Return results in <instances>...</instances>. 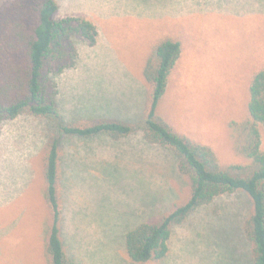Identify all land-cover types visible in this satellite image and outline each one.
Instances as JSON below:
<instances>
[{
    "label": "rangeland",
    "instance_id": "1",
    "mask_svg": "<svg viewBox=\"0 0 264 264\" xmlns=\"http://www.w3.org/2000/svg\"><path fill=\"white\" fill-rule=\"evenodd\" d=\"M13 1L0 0V11ZM60 1L83 4L74 16L89 19L98 31L95 45L76 40V64L53 77L65 124L139 123L149 91L143 77L146 60L156 45L173 39L181 44V55L168 77L159 116L178 134L212 148L222 166L249 162L235 148L231 125L249 118V89L264 69V0ZM105 2L134 3L138 9L132 10V20L107 21L103 6H87ZM260 131L264 151V128ZM58 136L69 199L67 231L73 234L84 198L105 217L103 229L76 231L79 264H132L118 242L123 228L143 218L159 219L189 193L187 181L174 174L171 154L146 145L142 132L117 144L95 140L87 146L62 136L56 122L27 114L0 127V264H48L43 169L48 146ZM79 158L94 165L128 164L130 170L97 179L98 172L76 169ZM250 208L242 193L218 199L209 213L214 218L224 213L227 221L205 230L203 240L190 241L195 224L205 218L198 213L174 230L167 258L147 264H251L241 239Z\"/></svg>",
    "mask_w": 264,
    "mask_h": 264
},
{
    "label": "trees",
    "instance_id": "2",
    "mask_svg": "<svg viewBox=\"0 0 264 264\" xmlns=\"http://www.w3.org/2000/svg\"><path fill=\"white\" fill-rule=\"evenodd\" d=\"M58 12L55 0H14L0 11V127L23 114L46 118L57 123L62 136L87 146L95 140L117 144L142 132L146 145L161 147L171 154L174 174L187 181L189 193L159 219L149 220L151 214L148 220L143 218L134 227L123 228L118 242L129 261L147 264L165 260L171 252L174 230L198 213H204L205 218L195 224L196 232L189 240H203L200 236L205 230L220 219L227 221L224 213L220 218L210 215L215 202L226 195L242 193L251 208L241 228V239L249 248V263L264 264V151L260 131L264 128V69L255 75L249 89V118L231 125L235 148L249 161L247 164L222 166L212 148L178 134L159 116L168 77L181 55V44L173 39L156 45L146 60L143 77L149 91L139 123L103 119L65 124L53 77L76 64V40L95 45L98 31L85 18L60 19ZM61 143L59 136L54 138L44 160L43 198L49 212L46 256L48 264H79L76 231H88L92 226L103 229L105 217L99 207L94 210V205L84 198L73 219V234L67 231L69 199L63 189ZM77 163L76 169L89 174L98 172L99 178H95L103 180L107 172L125 176L123 173L130 170L128 164L94 165L80 158ZM132 215L135 220L139 216L137 212Z\"/></svg>",
    "mask_w": 264,
    "mask_h": 264
},
{
    "label": "crops",
    "instance_id": "3",
    "mask_svg": "<svg viewBox=\"0 0 264 264\" xmlns=\"http://www.w3.org/2000/svg\"><path fill=\"white\" fill-rule=\"evenodd\" d=\"M58 3L59 6V12H58V18H60V13L62 12L65 15H68L70 17H75L76 10H80L79 8L83 9V4L76 3V7L70 5L69 3L65 2H59V0H55ZM65 3V4H64ZM96 5V6H103L105 9V13L108 18H105V20L110 21L109 18L115 17V20L118 21V19H126V20H132L129 18H132V10L134 8L138 9V7L134 3H121L120 5L117 3H89L87 6ZM125 11V12H124ZM127 13V14H124ZM138 14V12H136ZM80 17V16H78ZM69 18V17H64ZM84 18V17H82ZM63 19V18H60ZM86 19V18H85ZM112 19V18H111ZM138 19V16H137ZM89 20V19H87ZM141 20H144V17H141ZM90 21V20H89ZM91 22V21H90ZM93 23V22H92Z\"/></svg>",
    "mask_w": 264,
    "mask_h": 264
}]
</instances>
